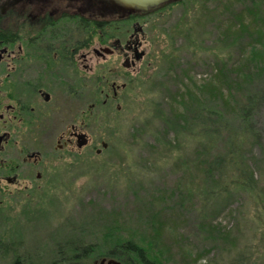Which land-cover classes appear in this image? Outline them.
I'll use <instances>...</instances> for the list:
<instances>
[{"label": "rangeland", "instance_id": "374dc122", "mask_svg": "<svg viewBox=\"0 0 264 264\" xmlns=\"http://www.w3.org/2000/svg\"><path fill=\"white\" fill-rule=\"evenodd\" d=\"M74 22L62 26L69 32ZM262 22L264 0H183L150 12L135 31L132 22L123 26L126 40L133 32L142 40L144 60L116 78L107 72L123 59H95L93 147L59 166L46 189L0 205V264H55L73 245H103L108 236L134 238L165 264H264V101L254 116L261 142L248 139L243 151L247 189L231 171L206 173L212 158L226 154L230 132L213 139L194 123L176 124L173 113L186 85L198 94L218 78L233 89L225 94L235 95L255 73L256 89L264 88V65L243 67L256 52L264 62V40L255 42L261 30L251 38L239 32L241 24ZM81 25L80 40L99 49L104 34ZM221 73L231 78L223 81ZM109 79L111 99L103 108L100 92ZM112 82L127 83L115 100ZM201 101L220 110L217 99ZM102 143L108 148L97 155Z\"/></svg>", "mask_w": 264, "mask_h": 264}, {"label": "flooded vegetation", "instance_id": "af4514ba", "mask_svg": "<svg viewBox=\"0 0 264 264\" xmlns=\"http://www.w3.org/2000/svg\"><path fill=\"white\" fill-rule=\"evenodd\" d=\"M146 15L101 19L80 14L71 1L0 0V205L46 189L59 166L93 147L88 128L96 108L95 59H123L122 67L119 62L107 72L116 78L125 76L123 69H138L146 56L142 40L134 32L126 40L123 26L134 27ZM65 19L76 23L69 32ZM80 25L104 34L99 49L91 39L80 40ZM109 81L100 92L103 108L111 99ZM126 86L112 82V99ZM80 141L87 144L80 148Z\"/></svg>", "mask_w": 264, "mask_h": 264}, {"label": "trees", "instance_id": "16d2710c", "mask_svg": "<svg viewBox=\"0 0 264 264\" xmlns=\"http://www.w3.org/2000/svg\"><path fill=\"white\" fill-rule=\"evenodd\" d=\"M255 11L258 10L255 8ZM254 16H256V12ZM253 25L245 26L241 24L240 35L247 33L251 38L254 35L253 33L260 29L262 32L259 31L255 42L259 41L261 43L264 40V27H261V29L260 25H257L254 28ZM252 41L254 40L252 39ZM253 57L254 59L249 60L243 67L257 70V65H264L259 53L256 52ZM183 74V78L186 79L188 77L187 70ZM220 76L224 78L223 81L231 78L228 74L221 73ZM246 77L248 83L245 84L250 86L240 88L238 94L235 95L232 93L225 94V91L229 92L233 89L229 86L227 87L224 83L221 86L218 78H216L217 84L211 83L202 87L198 94L186 85L180 95L176 94L177 97H180V100L178 101V107L173 110L174 121L176 124H182L183 128L186 125L189 126L190 123H194L195 126H199L198 128L202 127V135L213 139L225 133L227 134V131L230 132L231 140L229 141L231 144L228 146L226 154L212 158L207 163L206 173L208 176H212L214 173H218L220 176H227L231 171L236 176L235 180L238 185L244 189L249 186L247 184L249 183L247 180L249 178V170L247 163L244 161L243 151L245 146H247L248 139L254 140L257 144L261 142L262 136L255 124L254 116L264 101V88L262 90L256 89V84L260 79L255 76V73L248 74ZM147 81L144 83L148 84L151 82L149 79ZM232 82L238 86L233 80ZM237 95H240L241 98ZM202 97H207V100L217 99L221 103L220 110H209L208 107L203 105ZM193 104L198 105L196 110L195 108L192 109ZM163 231L164 227L161 223L158 228H155V236L160 239L163 236ZM118 239L108 236L103 245L98 243H90L89 245L77 243L69 249L68 253L60 252V258L55 264H91L92 258L116 259L122 264H165L160 255L152 251L151 248L143 246L134 238Z\"/></svg>", "mask_w": 264, "mask_h": 264}, {"label": "water", "instance_id": "95a60500", "mask_svg": "<svg viewBox=\"0 0 264 264\" xmlns=\"http://www.w3.org/2000/svg\"><path fill=\"white\" fill-rule=\"evenodd\" d=\"M50 0H27V2H35L43 4ZM79 4L80 14H90L93 17L101 19H126L132 15L148 14L159 8L169 4L179 2L181 0H64ZM84 138V136H80ZM87 144L86 141L79 142V147L82 148ZM103 149L108 148L107 143L102 144ZM102 150H98L100 154ZM96 264H122L116 259L102 258Z\"/></svg>", "mask_w": 264, "mask_h": 264}]
</instances>
